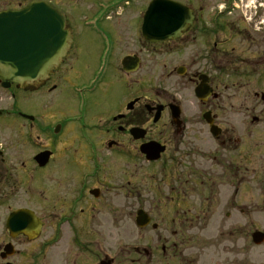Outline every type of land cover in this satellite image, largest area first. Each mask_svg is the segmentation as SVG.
<instances>
[{
  "label": "flooded vegetation",
  "instance_id": "af4514ba",
  "mask_svg": "<svg viewBox=\"0 0 264 264\" xmlns=\"http://www.w3.org/2000/svg\"><path fill=\"white\" fill-rule=\"evenodd\" d=\"M152 1L0 0V14L52 4L72 35L60 67L37 88L24 91L0 79V92L9 94L5 100L0 93V264H264V237L257 238L264 234L256 217L260 195L253 192L264 182V164L245 153L244 127L230 126L227 106L235 96L241 103L264 101V0H174L191 11L190 29L159 44L142 34ZM171 43L188 44L187 61L163 75L176 79L170 92L149 94L146 76H136L148 63L149 48ZM87 53L91 63H84ZM125 60L136 70L127 71ZM84 67L94 69L92 85L79 72ZM117 83L128 89L106 107L107 88ZM202 85L209 93L198 99ZM76 91L89 94L83 116ZM36 98V114L16 109ZM54 105L60 112L43 116ZM100 110L106 113L101 126ZM35 133L38 141L49 136L25 158ZM57 144L74 158L78 146L90 165L82 166L79 157L77 173L58 176L53 189L59 196L52 197L51 188L47 194L40 189L47 186V169L67 160ZM146 147L154 150L149 156ZM45 152L50 158L41 167L36 158ZM100 156L114 177L128 176L131 183L153 170L156 184L144 194L129 190L119 207L110 190L96 186ZM246 183L252 193L247 199ZM139 213L148 225L129 238L120 222H136Z\"/></svg>",
  "mask_w": 264,
  "mask_h": 264
},
{
  "label": "rangeland",
  "instance_id": "374dc122",
  "mask_svg": "<svg viewBox=\"0 0 264 264\" xmlns=\"http://www.w3.org/2000/svg\"><path fill=\"white\" fill-rule=\"evenodd\" d=\"M89 50V49H87ZM149 54H148V58L146 60V62H148L147 64L144 65V68L142 69V71L136 76V77H140L141 75L146 76V83H144L145 86V90L147 93L149 94H157L158 92H161L162 90H167L168 92L171 91V89L173 88L172 85L176 82V79H171L169 81L165 80L163 78V75L168 74V72L175 66H179L181 64L186 63L187 58L189 56V50H188V44H183L180 47H178L177 44H165L163 46H157L154 49L153 48H149ZM87 54L83 55V59L85 60V58L87 57L86 61H84V63H91V59L87 56ZM94 69L89 70L84 68H80L79 72L82 73L84 75V78L87 81H91L93 80V73ZM98 71L96 70V76H97ZM92 85V82H90ZM90 85V86H91ZM99 85L96 84V88H98ZM182 89L183 87L180 86ZM254 88V87H252ZM264 88V87H263ZM82 89V88H80ZM127 87L126 84L123 83H117L114 86L108 87L107 91H108V96L106 98V107H109V100L112 97H115L116 95H120L121 93H125L127 91ZM249 89V88H248ZM248 89L247 92L245 94L248 93ZM83 90V89H82ZM251 90V89H250ZM183 91V90H182ZM1 93V92H0ZM78 96H79V100L78 101V107H79V115L83 116V112L82 109L84 107V105L86 104V99L88 98L89 94L84 91V92H75ZM182 93V92H179ZM2 97L6 100L8 97V93L7 92H3L1 93ZM183 94V93H182ZM184 94H187V99L191 100V93L189 92H184ZM229 94H232V91H229ZM98 96V95H97ZM236 97V96H235ZM235 97H232L231 99H233L232 101L228 102V120H229V124L230 126H242L244 127V131H245V142H246V150L245 153L248 155V157L250 158L251 162H255V164H264V158L262 156H264V101H257L255 100L253 97H250L248 100L246 99L244 102H238L237 100H235ZM37 98L34 100L33 104H25V103H18L16 109L19 111H23V112H27L29 114H36L37 110H35L38 107H35V103L37 102ZM3 108H5L3 106ZM105 108V107H104ZM39 109H42V107H40ZM42 111V110H41ZM45 112H43V116L47 117V115L51 114L50 117H52V114H58L60 112V109L57 107V105L54 107L51 106L49 109H44ZM101 112H99L100 114L97 115L98 119H101V123H99L98 125L101 126V124L103 123L106 113L102 112V110H100ZM236 114H238L236 116ZM49 117V116H48ZM69 118H74L75 115H70L68 116ZM76 117H78L76 115ZM256 117L260 120V123L257 124L255 123L253 120V118ZM19 123L21 124V120L19 119ZM78 127H81L82 124L80 123L79 125L76 124ZM96 125V120L91 122V125ZM73 127V126H71ZM48 133V132H47ZM47 133L41 134L42 138H40V140L38 141V136H40L38 133H35L34 135V142H35V146L34 148L31 147L28 148L27 147V151L25 153V158L29 157L31 154L37 152L39 150V148L41 147V144H45L46 143V139L49 136ZM51 134V133H50ZM57 151H58V155L61 158L62 156L64 157V155L67 157V160L65 163H63L62 160H58L56 161V163L52 166H50L47 169V173H46V184L47 186L43 187L40 189V191L42 193H48L50 188H51V194L50 196H59L60 189H53L54 185H55V181H59L58 176H66V174L72 172V173H77V164L79 161V157L82 158V166L84 167H88L90 164L86 161V158L84 156L85 152H82V150L80 148H78V146L76 147V158H74V154L66 152L64 154V151H62L63 145L62 144H57ZM73 148H75L73 146ZM73 151V150H72ZM75 151V150H74ZM73 151V152H74ZM261 156V157H259ZM64 157V158H66ZM102 156H100L98 162L96 163V167L98 166V169L100 171H97L94 173V175L96 176V186H105L103 189L105 190H110V192L116 197V204L117 206H122L123 203L126 201V193L129 190H134V191H139L140 193L142 192V194H144V192L151 190V186L152 184H156V175H152L153 170H150V176L149 177H138V178H133L131 183H127L128 180V176H122L121 178L113 175V172L111 171V169L106 165L107 163L102 162ZM261 158V161H259L258 159ZM78 160V161H77ZM80 162V161H79ZM253 162V163H254ZM252 163V164H253ZM103 169V170H102ZM116 175H118V173H115ZM145 176V175H144ZM143 178V180H142ZM97 179H100L97 180ZM57 186L59 185L58 183H56ZM249 188V184L246 183V199L248 198V196L252 195L250 189ZM253 192L259 196V201L260 203L258 204L260 207L258 209V211H260L261 213L259 214L257 211V215L256 217H259V220L257 222L260 223V228H262V230H264V182L260 183V187L259 184L257 183V185L255 184V187L253 189ZM45 196V195H44ZM46 198H48V195L45 196ZM44 198H40V199H45ZM52 202H55V200L51 199ZM248 203V202H246ZM54 213H58L57 211H54ZM134 215V214H133ZM101 215L96 216L99 217ZM53 218V217H52ZM56 218V217H54ZM58 218V217H57ZM56 218V219H57ZM249 220V219H248ZM54 222V221H53ZM120 224L124 225V230L126 232L129 233V238H135L137 235V226L135 224L134 219H125L123 221L120 222ZM253 226L249 227V230L247 228V231H245V239H248V231L250 232V230H252Z\"/></svg>",
  "mask_w": 264,
  "mask_h": 264
},
{
  "label": "water",
  "instance_id": "95a60500",
  "mask_svg": "<svg viewBox=\"0 0 264 264\" xmlns=\"http://www.w3.org/2000/svg\"><path fill=\"white\" fill-rule=\"evenodd\" d=\"M191 23L192 13L187 7L171 0H154L146 12L142 32L145 39L153 43L177 40L189 29ZM71 44L72 36L65 16L52 4L35 2L21 12L2 13L0 79L17 83L24 90L30 89L33 84L45 81L60 66ZM127 63L125 60L127 71L136 70H129ZM208 93L203 85L196 90L198 98ZM59 131L57 127L55 133ZM153 151L152 147L144 150L148 156ZM49 158L50 153H43L36 161L44 167ZM20 216L13 215L11 220ZM136 224L139 227L148 225L143 213H139Z\"/></svg>",
  "mask_w": 264,
  "mask_h": 264
}]
</instances>
